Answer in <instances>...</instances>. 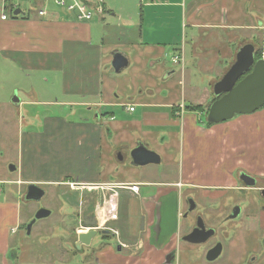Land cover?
I'll return each mask as SVG.
<instances>
[{"label": "crops", "instance_id": "0c3cea01", "mask_svg": "<svg viewBox=\"0 0 264 264\" xmlns=\"http://www.w3.org/2000/svg\"><path fill=\"white\" fill-rule=\"evenodd\" d=\"M91 1L95 7V0ZM100 5L102 12L85 21L47 2L45 15L37 10L34 18H0V55L17 61L28 82L36 78L29 94H39L36 88L40 85L47 89L42 95L47 98L28 95L19 101L18 107L46 108L41 111L39 128L19 133L23 155L14 182L19 188L28 182L67 179L121 187L116 195L115 227L123 232L119 240L125 250L119 252L125 255L117 253L127 259L123 264H175L176 222L182 214L172 201L176 188L183 184L181 187L206 192L213 186L231 187L235 185L233 177L245 170L243 165L258 169L239 153L240 146L253 145L254 140L249 143L233 131L237 123L200 126L194 121L196 114L205 113L204 107L192 111L186 106L206 105L218 97L215 83L237 61L244 47L253 49L254 60L264 58V0H102ZM139 5L138 17L128 11ZM114 52L122 53L127 60L122 70L131 71L105 76L102 73ZM178 52L183 63L171 60V55ZM117 77L128 82L126 99L120 101L113 95L115 82L120 86ZM176 78L180 88L171 98L170 81ZM48 88L56 93L52 99ZM181 104L184 111L180 116ZM65 110L69 114L64 115ZM71 113H75V121L69 120ZM173 131L181 134L187 162L193 166L202 154L209 160L222 150L225 157L231 151L227 161L234 169L227 171L237 173L221 179L209 172L204 176L209 180L186 185L178 179H161L158 171L150 168L157 163H132V148L143 144L159 154L173 142L177 135ZM255 143L256 154L248 155L254 161L264 156V142ZM184 167L182 164L181 169ZM261 170L264 173V164ZM38 176L40 179H34ZM131 184L138 185L137 192L128 188ZM133 201L138 204L137 211H132ZM4 206H0V217L6 211ZM104 211L103 207L99 209L101 224ZM19 220L15 208L10 225ZM134 232L141 237L138 239ZM2 234L0 228L3 239ZM112 248L100 247L96 264H108L104 258L116 256Z\"/></svg>", "mask_w": 264, "mask_h": 264}, {"label": "flooded vegetation", "instance_id": "af4514ba", "mask_svg": "<svg viewBox=\"0 0 264 264\" xmlns=\"http://www.w3.org/2000/svg\"><path fill=\"white\" fill-rule=\"evenodd\" d=\"M233 178L235 185L231 187L213 186L206 192L192 188L194 195L188 194L184 199L186 205L181 214L183 225L179 226L177 241L184 246L186 244L185 250L193 256L198 255L205 261L203 264H264V173L260 174L258 170L254 173L241 170ZM70 182L75 184L71 186ZM50 184L65 188L57 189L55 198H51V190L44 186H51ZM82 184L84 183L78 180L67 179L57 183L28 182L22 185L24 188L17 187L14 201L20 220L10 225V232L3 235L0 264L26 263L35 251L34 240L38 239L45 243L41 257L46 254L62 257V264L96 263V252L100 246H92V240L97 235L101 239L115 235L118 238V250H123L124 246L119 240L122 239L123 232L115 227L116 195L118 196L121 191L118 189L121 187L107 188L93 183V186L86 189ZM175 194L174 204L178 207L177 191ZM44 199L52 200L55 205L60 200L64 201V204L73 206V212L67 217L64 204H61L60 215L55 216L54 220L57 221L52 222L54 227H51L47 222H41L52 214V209L42 203ZM36 203L39 204L38 207L34 206ZM101 207L105 208L102 224L99 219ZM37 213L45 215L35 218ZM33 226H37L39 232H32ZM55 227L60 228L58 233L54 232ZM92 229L96 233L88 244L79 240L80 233ZM52 241L56 242V250H51ZM106 245L103 242L102 247ZM208 254L217 256L208 259ZM221 257L222 260L217 263V259ZM84 258H88V261ZM190 264L194 262L191 260ZM195 264L202 263L195 261Z\"/></svg>", "mask_w": 264, "mask_h": 264}, {"label": "rangeland", "instance_id": "374dc122", "mask_svg": "<svg viewBox=\"0 0 264 264\" xmlns=\"http://www.w3.org/2000/svg\"><path fill=\"white\" fill-rule=\"evenodd\" d=\"M14 2H18L21 8V12L18 14H14L13 11L10 12L8 9L5 11L7 15H9V19H15L17 16H22L24 19L28 16L29 18H34L36 16L37 10L42 4L45 3V0H13ZM139 3V0H137ZM48 6H56L52 0H46ZM130 13H133L135 16L138 17L139 11H140V5L137 7L135 10H128ZM136 11V12H135ZM136 17V19H137ZM138 20V19H137ZM2 24L0 23V26ZM9 32H12V30H9ZM173 66V65H172ZM177 65H174V67ZM108 68V70H107ZM131 69H120L118 71L114 70L112 67V61L108 62L106 65V68L104 69L103 73L105 76L111 74L112 76H116L118 74H122L124 72H129ZM43 77H46L45 75H40ZM36 78H34L31 82H28L27 76H25L24 72L19 68L17 61H12L9 58L2 57L0 55V206H4L6 208V211H3L2 216L0 217V228L3 230L4 233L10 232V224L13 223L14 221V214H15V208H17L14 199L17 197V187L19 186L18 183L14 182L19 175V169L18 165L21 160V155L22 154V147L20 145V138H19V133L21 131H25L27 128L30 129H36L39 128L38 126L41 122V111L45 110V106L42 105H36V106H27L24 105L23 107L20 106L18 107L20 99L24 98V96L28 97V95L35 97L36 99L40 98L42 95L45 94V88L38 86L36 89L37 92L40 94H29V90L33 87V82ZM118 80H120L117 77ZM120 86L117 87V81L115 82V88L116 91L114 92L113 95H118L119 98L118 101L125 98V92L128 90L127 88V81L118 82ZM159 84L162 83V81L158 82ZM167 83L165 84V86ZM171 85V93L169 96L175 97V92L178 93L180 84L178 83V78L175 80L170 81ZM30 86V87H29ZM49 90V88H48ZM170 90V89H169ZM29 92V93H28ZM49 99H52L53 97L56 96V93L54 90H49ZM201 91H199L198 94H200ZM197 94V95H198ZM42 98H47L46 96H42ZM187 103L189 101L187 100ZM57 110V109H54ZM184 110V109H183ZM258 111L252 112V113H237L233 117H231L226 121H232L237 123V130L233 131H238L236 133L239 134L240 137H242L244 140H248L249 143H251L253 140V145H244L239 147V153L242 154V157L245 162L250 163L251 165H254V167L257 166L258 169H246L245 165L242 167L245 170H248L250 173H254L255 171L259 170L260 174H263L261 170V165L264 164V156L261 158H257L256 161H254L255 158H251L248 155H255L256 151L258 150L256 147V142H264V106L257 109ZM50 113V112H49ZM69 114L65 110L64 115ZM180 116L183 114L182 112L179 111L178 113ZM69 116V115H68ZM195 118V123L200 125V126H206V125H212V123H208L206 120V113L203 114H196ZM237 118V119H236ZM75 113H71L69 116V120L75 121ZM236 119V120H234ZM252 121H253V126H252ZM30 122V123H29ZM223 122V121H221ZM29 124H31L29 126ZM29 126V127H28ZM252 126V127H251ZM234 129V128H233ZM177 135L174 137L173 142L165 146V149L160 150V158L162 159L161 163L153 164L150 165L152 169H155L158 171L160 174L161 179H174V180H180L186 185H188L189 182L191 183H203L204 180H209V177H204L206 173H213L218 175L219 178L226 177L228 175L236 174L237 170L233 171H227L228 169H234V166L231 161L228 160L227 158L230 157L232 154L229 152L227 156L225 157L224 151L222 150L219 155L214 157H209V160H207L205 154H202V158L198 160L196 158L197 164L195 166L192 165V162L188 161V152L187 148L185 150L183 149V144L181 142V134L180 136L176 131H173ZM245 132H247L245 134ZM230 134V133H229ZM168 152V154H166ZM225 157V160L223 163L221 162V158L223 159ZM227 162H229V165H227ZM244 162V164H246ZM254 163V164H252ZM182 164H184V170H182ZM12 167H17L16 170H13ZM241 167V166H240ZM191 172V174H188ZM185 175L183 176V174ZM40 179V176L35 177L34 179ZM49 185H44L45 188L48 190H51L49 193V196L51 198H55L56 193L55 192L59 188H65L64 186H57L55 184H50ZM183 185V184H182ZM182 185L178 186L176 188L177 190V195H178V209L180 212H183L185 209V202L184 199L188 194L193 193V189L197 191L204 192L201 189H196V188H190ZM185 185V184H184ZM195 185V184H193ZM53 187H58V188H53ZM24 188V186H22ZM210 190V188H209ZM207 190V191H209ZM59 192V191H58ZM175 193H174V198H175ZM194 195V193L192 194ZM174 198H173V204H174ZM62 200H64L62 198ZM52 200H43L42 203L44 205H47L49 208L52 209V214L50 218L47 219H42L41 222H47L50 224L51 227H54V224L52 222H55L57 220L55 219V216L60 215V207L61 204H64V201L58 203V205H55L54 202H51ZM207 201V199H206ZM35 207H38L39 204H35ZM65 207V212L67 213V217H69L72 212H73V206L64 204ZM138 204L136 201L132 202V211H137ZM21 212V209H20ZM134 220V219H133ZM60 221V220H58ZM183 219L182 216L178 217V221L176 222L177 226V232H179V226L183 225ZM142 225V219H140V224L139 228ZM37 226L32 227V232H39V230L36 228ZM42 227V226H40ZM132 227V226H131ZM138 227L136 226L133 228L136 230ZM41 229V228H40ZM56 229V227H55ZM60 228L57 227V229L54 232L58 233V230ZM41 233H43V230H40ZM137 234L138 239L141 237L140 234L134 232ZM2 242V238L0 237V245ZM104 244L107 243L106 246H111L113 247V252L116 254V256H112L107 258H104V260L108 264H123L124 261L127 259L120 255H125L124 252H119L117 249L116 245V236L115 235H110L107 238L101 239V236H95L94 239L92 240V246L98 245V247H102ZM31 246H33V242H30ZM35 244V251L31 253L30 259L24 262V264H62L63 259L62 257L59 258L54 255H44L41 257L42 250H44V245L45 243L41 241V239L34 240ZM175 244V245H174ZM174 251H175V264H190V261L192 260L195 264V261L201 262L202 264L205 263L204 260H201L200 257L193 256L191 253H188L186 251V244L185 246L178 241L175 243L174 242ZM56 242L52 241L50 244L51 250H56ZM125 250V249H124ZM123 250V251H124ZM185 250V252H184ZM97 256V255H96ZM26 259L28 258L25 256ZM25 257L23 259H25ZM101 257V256H100ZM97 258V257H96ZM102 259V257H101ZM85 261H88V258H84ZM222 260V257L220 259H217V263ZM96 261V260H95ZM13 264H16V262H13ZM22 264V263H21ZM80 264V263H77ZM90 264H92L90 262ZM96 264V263H94ZM133 264V263H132ZM220 264V263H219Z\"/></svg>", "mask_w": 264, "mask_h": 264}, {"label": "water", "instance_id": "95a60500", "mask_svg": "<svg viewBox=\"0 0 264 264\" xmlns=\"http://www.w3.org/2000/svg\"><path fill=\"white\" fill-rule=\"evenodd\" d=\"M21 8H16L13 13L18 14ZM127 65V60L120 52H114L112 67L118 71ZM216 98L208 107L206 120L208 123H217L233 117L237 113H252L264 106V58L254 60L253 49L244 47L228 70L219 81L215 83ZM132 163L146 165L159 163L160 156L157 152L148 149L143 144H138L130 150ZM14 169V167H12ZM34 186L33 184H31ZM45 214L37 213L35 218ZM96 233L89 230L80 233L78 238L84 244L90 242V238ZM119 249V247H118ZM217 254L207 255L208 259Z\"/></svg>", "mask_w": 264, "mask_h": 264}, {"label": "built area", "instance_id": "2783aa9c", "mask_svg": "<svg viewBox=\"0 0 264 264\" xmlns=\"http://www.w3.org/2000/svg\"><path fill=\"white\" fill-rule=\"evenodd\" d=\"M52 2L64 8L68 12H72L75 15V18L79 21H85V20H90L93 18L94 14L96 12H102L101 8V2L102 0H95L96 6L93 7L90 4L92 3L91 0H52ZM7 6H10V10L7 8ZM46 0L43 8H40L38 10L39 15H45L46 14ZM20 8V5L18 2H14L13 0H0V18L1 19H6L7 14L6 10L8 9L9 11H14L16 8ZM171 60L173 63H183V56L181 52H178L176 54L171 55ZM179 111L183 113L184 106L183 104L179 105ZM129 110H133V106L128 107ZM75 183L70 182V185L73 186ZM82 186H85L86 189H89L90 186H93V184H82ZM103 186V185H100ZM104 187L107 188H112V186H108V184ZM128 188L132 191L137 192L138 191V185L137 184H131L128 185Z\"/></svg>", "mask_w": 264, "mask_h": 264}, {"label": "trees", "instance_id": "16d2710c", "mask_svg": "<svg viewBox=\"0 0 264 264\" xmlns=\"http://www.w3.org/2000/svg\"><path fill=\"white\" fill-rule=\"evenodd\" d=\"M7 8L10 10L11 8H10V6H7ZM11 12V11H10ZM260 54H261V51H259V52H257V55H256V58H258V57H260ZM216 98H218V97H216ZM215 97L209 102V103H207L206 105H204V104H189V105H187L186 107H187V109H189V110H194V111H197V110H203V107H204V111H205V113H207V110H208V107L210 106V104L212 103V101H214L215 99H216ZM210 124V123H209Z\"/></svg>", "mask_w": 264, "mask_h": 264}, {"label": "bare ground", "instance_id": "6f19581e", "mask_svg": "<svg viewBox=\"0 0 264 264\" xmlns=\"http://www.w3.org/2000/svg\"><path fill=\"white\" fill-rule=\"evenodd\" d=\"M105 210V208H103Z\"/></svg>", "mask_w": 264, "mask_h": 264}]
</instances>
